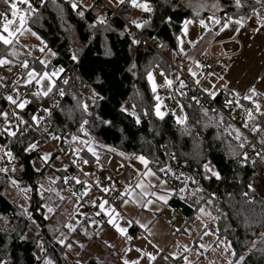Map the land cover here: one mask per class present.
<instances>
[{
  "label": "trees",
  "instance_id": "trees-1",
  "mask_svg": "<svg viewBox=\"0 0 264 264\" xmlns=\"http://www.w3.org/2000/svg\"><path fill=\"white\" fill-rule=\"evenodd\" d=\"M150 2L154 8L153 13L145 14L141 11L138 16V18L150 19V23L142 28L141 32L166 53H170L167 48L178 50L177 37L181 33L183 21L186 18H192L193 8H197L200 12L199 18L211 15L214 11L211 8L213 0H190L193 7L187 6L189 0H150ZM201 3H206L207 7L198 8L197 6ZM219 3L223 10L215 12L217 16L251 15L250 8L242 10L234 8L232 0H219ZM252 3L253 0H249V4ZM90 5L93 7L83 9L84 16L81 17L71 9L69 0H44L40 7L31 14L27 24L57 55L50 58L46 65H41L40 60L34 58L35 49L31 55L25 53L13 58L18 63L27 60L30 67L36 68L41 73L43 71L52 72L61 67L64 69L55 81L58 89L66 90V95L56 111L52 113L47 127L48 132L52 137H61L58 138L60 141L58 144H65V135L69 132L78 136L85 135L79 131L80 111L70 113L69 109H73L77 103V100L73 99L74 96L82 102L88 99L83 90L90 86L91 92L98 93L102 99L97 98L95 105L91 102L89 111L93 116L99 115L103 119L113 121L111 126L101 125L99 121H93L92 116H86L85 118L91 124L89 130L93 141L128 154L144 155L149 162L156 161L158 163L163 159L164 154L161 151V146L165 144L178 159L186 160L197 166L203 173V181L208 186H214L217 179L215 177L206 178L202 163L208 161L213 164L220 176H223L220 184L216 187L219 197L213 196L211 199L216 210L221 213L218 222L214 224V230L218 235V245L222 239H226L231 244V251L234 250L236 253L230 258L233 264L240 255H245L243 264H264V251H260L264 245L257 243L255 251H248L251 241H259L260 233L264 232V199L260 198L253 188H248L249 180L253 175L254 157L261 158L264 155L255 153L254 157L247 156L246 160L244 158L242 162L236 164V167H233L235 157H229L225 152L224 145L214 139L212 128L198 140L197 134L187 133L184 125L177 124L171 111L163 119L156 117L152 106L157 101L147 80V71H154L156 65H159L166 74L170 73V76H175V72L140 37L137 39L141 42L138 45H133L130 49L132 37L128 35V32H131L129 27L128 32L120 35L127 25L126 20L131 21L134 18L130 17L131 8L120 4L118 7L120 15H117L99 4L98 1L92 0ZM0 8H7L3 0H0ZM98 15L103 16L107 23L104 25L97 23ZM166 17H171L170 24L164 22ZM72 29L81 43L79 51L73 48L69 39ZM0 52H4L2 45H0ZM73 52L78 56L76 61L71 59ZM133 64L136 65L135 68L131 67ZM67 73H70L71 76L68 83L64 84L63 77ZM177 81L175 79L174 83ZM177 86L176 97L188 111L190 118L188 125L193 126L192 109L204 105L197 104L193 100H185L181 94L184 90H181L179 85ZM34 91L28 93L32 102L23 109L28 117L35 113L37 108L43 106L46 101L51 102L57 93L54 90L46 97L33 99L31 93ZM128 99H132L136 104L141 116L140 124H136L130 114L120 112V106ZM241 105L244 107L243 104ZM245 105L246 107L251 106L247 102ZM145 109L149 111L146 116L143 115ZM0 111H5L3 101H0ZM261 120L264 118L258 116V121ZM94 124L95 126H93ZM262 129H264V123H262ZM21 138L24 141L23 144L19 142ZM35 138L37 135L33 131L12 141L0 136V145H7L11 148L21 162L15 173H0V217L5 218L11 226L7 230L0 228V260L6 261V264L41 263V258L38 259L37 256L38 246L35 239L26 237L21 240L19 238L24 236L32 222L35 221L41 231V236L45 239L46 252L44 254H48L54 264H76V262L65 259V256L59 252L57 243H53V247L46 244L47 240H50L48 238L50 236L48 219L44 218V198L42 199L37 190L31 191L29 199L31 218L23 214L25 213L24 208L23 210L17 208L16 202L5 195V186L9 182V176L26 182L33 189H38V182L44 176L45 167L37 172L33 167V159L38 153L22 150L29 140ZM262 140H264V131H260L258 135V141L264 146V143H261ZM82 155L88 157L86 149L82 151ZM67 166L60 172L59 183L62 185H65L63 178L70 171L68 164ZM225 190L229 192L227 195L224 193ZM244 192H248L249 196L243 197L242 193ZM249 200L255 202L248 203ZM177 203L178 199H174L173 204L178 205ZM50 238L52 239V237ZM98 261L100 264H110L95 258L83 264H98Z\"/></svg>",
  "mask_w": 264,
  "mask_h": 264
},
{
  "label": "crops",
  "instance_id": "crops-1",
  "mask_svg": "<svg viewBox=\"0 0 264 264\" xmlns=\"http://www.w3.org/2000/svg\"><path fill=\"white\" fill-rule=\"evenodd\" d=\"M86 3L87 5H90L91 1L88 0ZM261 11L264 12V9H261ZM209 16L210 15L206 17ZM206 17L202 19H206ZM217 17L224 18L222 16ZM253 29H258V31H254ZM209 32L211 35L206 40H204L205 31L199 35L187 34L186 36H181L180 33L179 37H184V41L187 45L184 46V51L182 53L179 51L180 46H178L177 51L167 48V50L170 51L169 55H182L187 57L188 63L182 66L183 71L189 74L194 81L198 79L200 81L199 85L203 89L208 88L209 91L214 90L216 92L215 96L225 90L234 95L232 90L235 89L236 92L240 93L239 98L234 95L235 102L239 99L240 105L243 104L245 107V102H247L251 104L249 108L254 107L251 101L245 100L243 97L249 94L248 88L253 85H255L258 93H264V26L256 24L255 18L253 17L252 19L247 20L245 26L238 33L233 32L232 28L225 29L221 32L220 26L215 24H213V27L209 28ZM232 37H234V39ZM189 41H195V44H191ZM209 52L215 55H224L226 67L217 69L212 75H205L204 60ZM197 61L200 64L199 67H197L195 63ZM189 68L197 73L195 77H193L188 71ZM25 76L26 74L24 73V77ZM177 77L179 78L176 74L175 76H170V73L167 74V78L172 80L173 83L175 79L177 80ZM54 79H56V77ZM179 80L181 79L179 78ZM21 84L19 95L22 98L27 96L30 100L28 95L29 92L26 91L28 85ZM225 84H227V88L222 87ZM178 85L181 90L184 89V87L181 88L180 83ZM13 95H15V93H13ZM176 99L178 104H180V100L177 97ZM253 99L261 105V111H264V95H258ZM47 103H49V101H46L44 104ZM234 104L237 110L238 108H242V105L237 107L236 103ZM182 105L187 116H189L184 104ZM236 109L233 111L237 113ZM5 111H7V109ZM10 119L13 120V122L15 121V117L10 116ZM188 121L189 119H187V124ZM73 135H75L73 132L67 133L65 135L66 140L64 143H72L75 149L74 153H79L78 156L75 154L77 156L78 166L85 173L92 176L96 182L99 181L98 186L102 190L103 188L108 187L110 188L108 192H112L120 199V208H116L123 216L120 223L122 226H126L127 236H131L133 239L128 240L126 236L121 235L106 222L92 223L94 219L96 221H106L107 217L103 214L101 216L96 215L99 208L94 212H91L88 209V204H91V201L98 195L97 191L90 187L87 196L81 197L78 195L79 201L67 211L69 217L65 216L66 220L68 219L69 222L72 220V223L76 224V230L69 232L68 229L62 227L61 230L59 229L54 232L52 227L50 228L54 237L60 236L61 233H63L68 236V242L79 247V251L77 252L78 255L75 253V258L72 257L73 261L67 258L68 261L77 262L78 257L84 254L85 251H89L91 255H89L85 261H80V263L83 264L90 259L95 258L110 264H124L125 259L129 261V264H131L132 261H139V264H170L168 256L162 254V249L166 248L167 254L171 258L177 260L176 262L179 264H185V260L183 259L185 256L187 257L188 264H229L232 254H226L229 251L224 252L221 247V242L218 245V235L214 230V224L216 222H212L202 232H197L190 224L184 225L186 218L191 214L192 209L202 199V190L196 191L197 188L182 186L175 189V192L169 194L167 203L157 201L148 208H144L141 206L142 203L146 202L147 199L155 198L151 196L141 198V196L138 195L140 189H136L133 192V197L140 202H130L127 205L122 206V199H131L130 197L121 196L126 186L134 187L141 181H144L145 184L150 181L154 185V188L148 189L149 191H159L162 187L156 183L154 177H144L141 175L146 170L145 165L135 158L141 154H128L124 152L125 155L120 156L119 153L123 151L116 149L115 152H112L109 150L110 147H101L103 144L93 141L94 147L99 155V161H97L96 157H93L92 154L87 151L82 142L83 140H87L88 136H79L81 139L73 141L71 139ZM55 140L60 143L59 139ZM38 144L39 149L35 151L38 155L33 159V162L35 163L37 157L40 156V148L45 146L50 149V157H53L52 159L56 158L64 161L62 167L58 171V174L60 175L61 170L68 167H64L67 165L65 160L53 153L52 148L44 142H39ZM84 149H86L88 157L82 155ZM83 160H88L89 163L84 164ZM102 164H106L109 168L115 171L118 176L115 179H109L106 177L100 178L99 170ZM211 165L215 168L213 164ZM148 167H150V163ZM151 169L156 172L160 179L163 180L158 170L154 168ZM54 181L55 183L51 182L50 184L65 197L64 200H66V205L63 209L66 210L69 203L68 199H70L66 190L75 191V188L68 185H62L59 183V179ZM163 187L174 189L168 183ZM181 188H184L185 191L180 192ZM55 199L56 201H60L57 197ZM174 199H178V205L173 204ZM81 205H84L85 208L83 213L79 212ZM109 205L113 206L111 203H109ZM157 209L159 210L157 211ZM173 209H179L183 213V216L174 220L171 213ZM203 209L205 215L212 218L216 211V206L213 203H207V206L203 207ZM209 213L210 215H208ZM77 220L79 223H76ZM137 220L140 224L146 225V227H140L139 224L135 223ZM125 221H131L132 223L125 225ZM85 232H88L89 235H85ZM176 232L177 234L173 238V233ZM97 233H99V235H97ZM54 240L55 243H57L56 239ZM81 244L83 247H80ZM58 245L62 246L60 244ZM62 248L65 252L66 248L64 246H62ZM137 249L140 251H137ZM64 252H62L63 255ZM147 253L154 255L156 257L155 260L149 261L148 256L146 255ZM173 253H175V255H172ZM165 257H167V259H165Z\"/></svg>",
  "mask_w": 264,
  "mask_h": 264
},
{
  "label": "snow or ice",
  "instance_id": "snow-or-ice-1",
  "mask_svg": "<svg viewBox=\"0 0 264 264\" xmlns=\"http://www.w3.org/2000/svg\"><path fill=\"white\" fill-rule=\"evenodd\" d=\"M3 2L6 5H8L10 3V0H3ZM40 2H43V0H40ZM126 2L130 3L134 8L140 9L145 14H151L154 11L153 5L151 4L150 0H116V3L121 4V5L125 4ZM20 3L27 5L28 14L35 12V8L32 6L30 0H20ZM257 5L259 7H256ZM187 6L193 7L190 0H189V3L187 4ZM232 6L238 10H242L244 8H250L251 15L250 16H247V15L246 16H239V17L226 15L224 18H218L217 15L215 14V12L222 11L223 9L219 3V0H213V3L211 4V8L214 11L208 17V20L211 21L212 24L219 25L221 32H223L225 29L232 28L233 32L238 33L245 26L247 20H250L253 17L255 18L256 24L264 26V12L261 11V9H264V0H253L252 4H249V0H232ZM70 7L73 11H76L79 16L83 17L84 16V10L83 9L91 8L93 6L83 4V0H70ZM197 7L198 8L207 7V4L201 3ZM10 10H11V15L13 18L18 17V26H16L14 19H8L6 16H4L3 23H2V25H0V45L4 46V52H0V68H6L8 72L13 71L12 65L15 63L13 58L18 56V52L15 49V44L18 41V34H23L24 31H28L31 33V35L36 36L38 40L41 39L37 35L36 32L32 31L30 28L25 27L27 16L24 12L20 11V9L17 7V3L11 2L10 3ZM0 15H2V14H0ZM199 17H200V12L197 10V8H193L192 18H186L183 21V25L181 27V36H186L188 34V26L193 24V23H196L197 21L205 32L209 31V23H207L205 19H202ZM96 22L99 23L100 25H104L107 23L106 19L103 16H99V15L96 17ZM164 22L170 24L171 23V17L164 18ZM149 23H150V19L140 20L139 18H137V19H132L130 21V24L137 29L144 28ZM253 30L258 31V29H253ZM125 32H128V26L127 25L125 26L124 31H121L120 35H124ZM128 35L132 37L130 45H129L130 49L133 45H138L141 42L131 32H128ZM232 38L234 39V37H232ZM177 42H178V45L180 46L179 51L182 53L184 51V48H183V40L181 39V37H177ZM41 43H43V40H41ZM189 43L195 44V41H189ZM160 46L162 47L163 45H160ZM45 50H47V52L51 56L57 55V53L55 51H53L51 48H47L46 45H45V47L40 48L41 53H44ZM29 55H31V53H29ZM71 59L73 61H76L78 59V56L76 55L75 52L72 53ZM47 63H48L47 60H44V59L40 60L41 65H46ZM195 63L197 65V67L200 66L198 61ZM19 67L24 69L26 76L24 78L18 80V81H14L13 83L14 84L23 83L24 85H32L34 83L36 86H38L37 90L31 93L33 99H39L41 97H46L50 93H52L54 90H56L58 92V95H60V96L65 95V92L62 88H59V89L57 88V84H56V81L54 79L55 77L59 76V74L64 71V69L62 67L59 69L53 70L51 73H49L47 71H43L41 73V72H38L36 70V68L30 67L27 60L22 61L19 64ZM131 67L135 68L136 65L133 64ZM156 67L159 68V65H156ZM129 70H131V69H129ZM225 70H227V69H225ZM188 71L191 73V75L193 77H195L197 75V73L192 71L191 68H189ZM160 74L165 77V80H164L165 84H167L169 86H171L173 84V81L167 78V74L163 70L160 71ZM133 75H135V73H133ZM208 75H212V74L209 73ZM5 79L6 78L4 76H0V87H6L7 86L5 83H3L5 81ZM147 80L149 81V83L151 85V90L154 94L155 100L157 101L152 106V111L154 112L156 117L163 119L165 116V112L161 110V103L159 102L160 97L158 95H156L157 85L154 82V77H153L152 71H147ZM177 80H179L178 77H177ZM63 83L67 84L68 80L63 79ZM179 83H180L181 88L184 87V82L182 80H179ZM195 83L199 84L200 81L197 79L195 81ZM222 87L227 88V84L223 85ZM12 91H13V93H15V95H7L6 96V99L11 103V105L14 106L12 112L9 113L7 111H0V118H2V119H0V136H4V137L8 138L10 141L16 140L18 137H23V135L25 133H28V132L32 131L34 128L39 127L42 122L46 121V117H49L51 115V110L49 108L42 107L38 110V112H43L45 115H39L37 113H33L29 116L28 119H25L23 115H21L19 112L16 111V109L23 110L32 101H30L27 98V96L22 98L19 95V88L14 87L12 89ZM204 91L207 92L210 97H215V95H216V92L214 90L209 91L208 88H205ZM232 91L237 98L240 97L239 92H236L235 89H233ZM248 93L249 94L245 95L243 97V99L251 101L254 107L245 109V111L247 112V116L244 120V127L245 128L248 127V121H253L254 122L253 126L250 129L252 132H257L258 130L264 131V129H262V123H264V120L257 121V116L264 118V111H261V105L255 99H253L254 97H256L258 95H264V93H258L255 85L248 88ZM181 94L183 95V93H181ZM97 98L102 99V97H99L98 93L93 91L92 97H91L93 105H95ZM73 99H76L77 103L73 109H69V112L71 113L74 111H80L81 117L79 120V131L83 132L86 136H88V139L83 140L82 142L84 144V147L87 149V151L89 153H91L93 157H96L97 161H99V155H98L96 148L94 147L93 138L89 135V133L86 129V125H88L89 120L85 117L86 116H92L93 121H99V123L101 125L111 126L113 124V121L103 119L99 115L93 116V114L89 111V105L87 103L80 101L75 96L73 97ZM192 99L194 101H196L197 104L200 103L196 97H193ZM232 103H233V101H226L225 106H228L229 104H232ZM235 103H236L237 107L241 106L239 104V99H237ZM179 107H180L181 113H183V105H179ZM120 112L130 114L134 118V121L136 124L141 123V116L138 115L136 112V105H132L131 109H129V107H127L125 105H121L120 106ZM148 114H149L148 109H145L143 112V115L146 116ZM173 115H175V113H173ZM10 116L15 117L14 122H13V120L10 119ZM186 121H187L186 115H180V116L176 117V122L179 125H185ZM93 126H95V124ZM43 131L48 133L49 136H51V133L48 132L47 128H44ZM52 138L58 139L61 137H52ZM241 138H242V134L240 133L239 129H237L235 139L241 140ZM71 139L73 141H76V140L81 139V138L77 135H73L71 137ZM19 142L22 144L24 143L22 138L19 140ZM261 143H264V140H262ZM101 147H108V146L101 145ZM239 147L243 148L244 144L241 143L239 145ZM38 149H39V144L37 142L29 140V142L23 147L22 150L24 152H32V151H36ZM109 150L112 152L116 151L115 148H109ZM75 154L77 156L79 155L78 152H76ZM119 155L124 156L125 153L120 152ZM233 155H235V153H233ZM49 157H50L49 153H44L42 156L39 157V159L41 160L42 163L46 164L47 161L49 160ZM244 157L246 160L247 153H244ZM135 158L137 160H139L143 165H145L146 170L141 175L144 177H154L156 179V183L161 185L162 187L159 191H156V190L149 191L148 189L154 188V185L150 181L147 184H145L144 181H141V182L137 183L134 187L126 186L125 190L121 194V196L122 197L123 196L130 197L131 199H122V206L127 205L130 202H136V203L140 202V201L136 200L135 197H133V192L136 189H140V193H138V195H140L141 198L148 197V196L155 198V199H147L146 202L142 203L141 206L144 208H148L150 205L155 204L157 201L167 203L169 194L172 192H175L176 190L163 187L167 183L166 180L160 179L157 176L156 172L153 171L150 167H148L150 162L144 155H138ZM5 159H7L9 166L0 167V173H5V174H7L9 172L15 173L16 166L13 165L12 162L15 161L17 159V157L14 155L11 148H9L7 145H0V161H3ZM261 159H264V156H262ZM83 163L87 164V163H89V161L83 160ZM202 166L205 170L206 178L215 177L218 180L221 178L220 173L211 165L210 162L204 161L202 163ZM21 167H22V165H21ZM33 167H35L34 162H33ZM64 167L66 168L67 165H65ZM36 171L39 172L40 169L36 168ZM160 171H164V169H160ZM84 175L87 176L88 174L85 173ZM8 179H9V182L14 187H17L18 191L21 193H27L29 191L37 190V189L31 188L30 186L21 188L20 182L11 176H9ZM71 179L74 180L76 182V184H83L84 185L83 192L80 195L87 196L89 194L91 186L88 184L87 180L81 181L77 177H72ZM63 180H64V183H69V178L64 177ZM52 183H55V181L53 180ZM96 185L97 186L99 185V181L96 182ZM248 188L252 189V185L249 184ZM38 190L41 191L42 199L44 198V196H43L44 191L54 193L55 197H57L60 201H63L65 199V197L63 195H61V193L59 191H57L54 187H49V188L45 189L44 185L40 184ZM109 190H110V188H108V187L103 188L104 192H108ZM184 191H185L184 188L180 189V192H184ZM196 191H200V189H196ZM73 195H77V194L75 192H73ZM242 196L248 197L249 193L244 192V193H242ZM52 200H53V198L51 196H49L46 199L45 204L43 205V207L46 208V212L44 213L45 219L49 218V214H55L57 209L60 206L59 204H57L55 202H51V203L49 202ZM91 202L93 204H97V201L95 199H93ZM254 202H255L254 200L248 201V203H254ZM208 203L210 204V203H212V201L209 200ZM98 208H99V211L96 212V215L101 216L103 214L104 216L107 217V220L106 221H96L94 219L92 221V223L106 222L107 224L111 225L121 235L126 236V238L128 240L133 239V237L127 236L126 226H122L120 223V221L123 219V216L114 206H110L109 202L107 200H100L98 202ZM158 210L159 209H157V211ZM200 211H201V213H204L203 208H201ZM26 215H28L29 218H31V213L26 212ZM208 215H210V213ZM213 219H216V218H213ZM5 223H7V220H5ZM33 223H35V221H33ZM76 223H79V221L77 220ZM130 223H132V222L131 221H125L124 222L125 225H128ZM135 223L139 224L140 227H146V225L140 224L138 220L135 221ZM63 227L68 229L69 232L76 230V224L72 223V222H68V223L63 224ZM53 231H58V229H53ZM85 235H89V233L85 232ZM97 235H99V233H97ZM260 237H261V239L259 241H256V240L251 241V247L248 249L249 252H253L256 250L257 243L264 245V232L260 233ZM19 238L21 240H23L26 237L20 236ZM54 239H56L58 244L64 246L69 251H71L73 249V244L68 242V236L67 235L61 233L60 236H56V237H54ZM80 247H83V245L81 244ZM230 248H231V244L228 243V244H226L224 250L227 252ZM40 251L42 253L46 251L44 246H43V243L40 244ZM137 251H140V250L137 249ZM260 251H264V248H261ZM231 254L233 256L236 255L234 250L232 251ZM77 255H78V253H77ZM146 255L148 256L149 261H153L156 258L151 253H147ZM172 255H175V253H173ZM38 259H40V258H38ZM42 259L44 260V264H54V261L46 255L43 256ZM65 259H67L66 254H65ZM165 259H167V257H165ZM183 259L185 260V264H188L187 257L185 256ZM244 261H245V255H240L239 259H237L234 262V264H243ZM0 264H6V261L0 260ZM76 264H80V262L77 261ZM98 264H100L99 261H98ZM124 264H129V261L127 259H125ZM131 264H139V261H132ZM229 264H233V262L230 261Z\"/></svg>",
  "mask_w": 264,
  "mask_h": 264
},
{
  "label": "built area",
  "instance_id": "built-area-1",
  "mask_svg": "<svg viewBox=\"0 0 264 264\" xmlns=\"http://www.w3.org/2000/svg\"><path fill=\"white\" fill-rule=\"evenodd\" d=\"M12 1V0H10ZM101 5L107 6L112 9L114 14H119L117 10L112 8L110 4L107 2V0H96ZM125 6L127 7H133L130 3H125ZM140 20L147 19L146 17L139 18ZM127 26L129 27L131 33L136 38H141L144 40L145 44H149L153 48H155L157 45H155V42H153L151 39L146 38L144 34L141 32V29H137L134 26L130 24V21H126ZM170 61L173 65V71L177 72L181 78L185 82L183 98L185 100H193V97H196L197 100H199V104L202 105H210L216 109H219L223 112H225V104L226 101H233L232 104L235 103V96L225 90L220 92L215 97H210L207 92L204 91V89L195 81L192 79L191 76L186 74L182 70V66L188 63V60L184 57L182 58L180 55H174L173 57H170ZM226 67V61L225 56L223 55H215L209 52L208 56L204 60V73L205 75L209 73H214L219 68H225ZM13 71L8 72L6 68H0V76H4L6 79L3 83H5L6 87H0V101L4 102L5 109H7L10 113L13 110V105L6 99L7 95H13L12 89L14 87L21 89V83L14 84V81H18L23 78L24 75V69L19 67V64L12 65ZM161 67H159L157 70L154 71L155 75H161ZM71 75L65 74L63 79H69ZM176 88V84H173L171 87H159L158 93L161 96L170 98L169 107L170 109H174L176 107V102L174 99V91ZM37 86L33 83L32 85H28V89L26 91L30 92L32 90H36ZM63 89V88H62ZM66 95V90L63 89ZM64 95V96H65ZM64 96L58 95V92L55 94L54 99L44 104L43 106L36 109L35 113L39 115H45L43 112H38V110L42 107L49 108L51 110V115L49 117H46V121L42 122L41 125L37 128H34L32 131L37 135V138L33 139L34 142H44L45 144L49 145L52 150L62 159H64L67 164L70 167V171L65 175V177L69 178V183H66L73 188L76 189L77 193L80 195L83 192L84 185L83 184H76L74 180H72V177H77L81 181H88V184L91 185L93 189H95L98 193L95 200L97 201V204H89L88 209L91 212L96 211L98 208V202L100 200H107L109 203H111L115 208H120V199L115 196L111 192H104L99 186L96 185V181L92 178L90 175H84L85 172L78 166L77 164V157L74 154V146L71 143H65V144H58L56 143L52 135L49 136L48 133L44 132L43 129L47 128L49 126V120L52 116V113L56 111V107L58 104L62 103V100ZM194 101V100H193ZM196 102V101H195ZM231 105V104H229ZM248 107H243L240 110V113L237 116V119L231 118L234 122L238 124V120H242L244 118V115L247 113L245 109ZM17 112H19L21 115L24 116L25 119H28L29 117L23 112V110L16 109ZM227 114V113H226ZM229 116V114H227ZM1 119V118H0ZM239 125V124H238ZM244 133L249 138L247 147L239 153L238 157L233 160V167H236V164L242 162L244 160V153H247V156H253L255 153L257 155L263 154L264 155V148L260 142L257 140V135L259 133V130L255 133H249L244 130ZM164 145L161 146L163 148ZM253 151H255L253 153ZM13 165L16 166V170L20 167V160L16 159L12 162ZM9 166L7 159L0 161V167ZM151 167L157 169L162 178L166 180L168 184H170L174 189H178L182 186H188L189 188H197L204 192L203 198L200 200V202L193 208L191 214L186 218L185 224H190L194 227V229L197 232H202L210 223L212 220L217 221L221 214L219 211H215L214 216L212 218H209L205 215V213H201L200 209L207 206V203L213 196L219 197V194H217L216 187L220 184V181L223 179V176L217 182L214 186H208L203 181V174L201 170L195 166L187 162L186 160H177L173 158L172 156H168L166 158L165 164L161 165L160 163L153 161L151 162ZM160 169H164V171H160ZM100 178H109V179H115L118 175L115 171H113L111 168H109L106 164H102L101 168L99 170ZM250 184L252 185L253 190L256 192V194L264 199V159H261L259 157H254L253 160V175L250 178ZM224 193L227 195L229 192L227 190L224 191ZM82 196V195H80ZM172 218L174 220L180 218L183 216V213L179 209H173L172 210ZM216 218V219H213ZM173 228V227H172ZM176 233H173V238L176 236ZM162 254H166L172 264H178L176 260L171 258L167 254L166 248L162 249Z\"/></svg>",
  "mask_w": 264,
  "mask_h": 264
},
{
  "label": "rangeland",
  "instance_id": "rangeland-1",
  "mask_svg": "<svg viewBox=\"0 0 264 264\" xmlns=\"http://www.w3.org/2000/svg\"><path fill=\"white\" fill-rule=\"evenodd\" d=\"M87 1L88 0H83V4L87 5V3H86ZM90 1H92V0H90ZM108 1L113 7L118 8L120 6V4L116 3V0H108ZM11 2L17 3V7L20 9V11L24 12L26 14L27 20H26L25 27L26 28H30L28 26L27 22H28L29 17L33 13L28 14L27 5H24L23 3H20V0H12ZM30 2L32 4V6L35 8V11L43 3V2H40V0H30ZM10 3L7 5V8H5V9H1L0 8V14H2V15H0V25H2V23H3L4 16H6L8 19H14L16 26H18V17L17 18H13L12 15H11ZM131 9H132V12H131L130 17H134L133 19H137L139 14L141 13V10L137 9V8H131ZM205 20H206L207 23H209V28L213 27V24H212L211 21L208 20V17H206ZM202 32H204V30L202 29V27L199 25L198 22L193 23V24L188 26V34H191V35L198 34L199 35ZM210 35H211V33L209 31L205 32L204 40H206ZM69 39H70V42H71L73 48L76 51H79L81 49V43H80V41H79V39L77 37V34L74 33L73 29L71 30V35H70ZM181 39L183 40V48H184V46H186L187 43L184 41V37L181 38ZM41 40L42 39L38 40L36 36L31 35V33L28 32V31H24L23 34H18V41L15 44V49L18 52V56H21L22 54H25V53H32L33 50L35 49V51L33 52V56H35L34 58H37L39 60H41V59H44V60H47V61L50 60V58H52L53 56H51L47 52V50H45L44 53L40 52V48L41 47H45V45H46L45 43H41ZM47 48H49V47H47ZM167 54H170V53L167 52ZM153 77H154V82L157 85V88L167 85L164 82V80H165L164 76H155L153 74ZM23 78H24V75H23ZM91 90L92 89H91L90 86L85 87L84 90H83L86 98H88L85 101V103H87L88 105H90L91 102H92V99H91L92 92H91ZM156 95H158L160 97L159 102L161 103V110L164 111L165 115H166L169 112V109H168V106H167L168 103H169L168 98L160 96L157 92H156ZM123 105H125V106L129 107V109H131V106L132 105H136V104L134 103V101L132 99H128ZM179 105H182V104L181 103L178 104L177 107L175 108V110L172 111V113H175V115H174L175 119H176L177 116H180V115H186L187 116V113H186L184 108H183V113H181ZM233 106H235V104H232L230 106L228 114L230 113L229 116H231V118L237 119V116L240 113L241 108H238V110H237L236 107H233ZM235 109L237 110V113L233 111ZM7 112H9V111L7 110ZM136 112H137L138 115H140L137 107H136ZM192 112H193V115H192L191 119L194 120V125L193 126H189L187 123H186V125H184V129H185V131L187 133L192 132L195 135L197 134L198 135L197 139L199 140V139H201V137H204V135L206 134L207 130L212 128V130H213L212 135L214 136V139L216 141L221 142V144L224 145L223 147L225 148V152L227 153V155L229 157H233V156L237 157V156H239L237 153L238 152L241 153L247 147L249 138L245 135V133L243 132L242 128L237 126L234 122H232L224 113H222V112H220V111H218V110H216L214 108L212 109L211 107H208V106L193 108ZM246 116H247V114H245V117ZM187 119H188V116H187ZM257 121H258V118H257ZM189 122H190V118H189ZM238 123L241 126L244 127V120H238ZM253 123H254L253 121H248V127L247 128L244 127V128L248 132H251L252 134H255V132H252L250 130L252 128V126H253ZM90 127H91V124L88 123L86 128H87V131L89 133H90V130H89ZM237 129H239L240 133L242 134L241 140H236L235 139L236 130ZM262 139H263V137H262ZM53 140L56 142L55 139H53ZM56 143H58V142H56ZM241 143L244 144L243 148L239 147V145ZM40 149H41L40 156H42L44 153H49L50 156H51L50 149L46 148L45 146L40 148ZM74 152H75V149H74ZM53 153H54V151H53ZM233 153H235V155H233ZM40 156H38L37 159L35 160V167L39 168V169H42V168L45 167V169H44L45 172H44V176L39 179L38 189H39V185L40 184H43L44 188L47 189L49 187H52V185L50 183L53 180L57 181L60 178L59 177L60 175L58 174V171L62 167V163L64 161L63 160L61 161V159H56V158L52 159L53 157H49V159L50 158L51 159L48 160L46 164H44L39 159ZM18 181L20 182V187L21 188L29 187V185L26 182H23L21 180H18ZM68 186H70V185H68ZM38 189H37V192H39V194L41 196V191L38 190ZM73 192H75L77 194L76 191L66 190L67 195L70 197V199H68L69 203L67 205L66 210L63 209V207L66 205V203H65L66 200H64V201H58L57 200L56 201V199H55L56 197H55L54 193H50V192H47V191L43 192V196H44L43 205L45 204L46 199L49 196H51L53 198L52 201H49L50 203L51 202H55V203L60 205L59 208L57 209L56 213L55 214H49V218H48V230H49L48 232L50 234V236H48V238L50 240H47L46 244L50 245L51 247H53L52 245H53V243H55V240H54L53 233L50 231V228L52 227V229H58V230L60 229L61 230L62 227H63V224L69 222L68 219L67 220L65 219V216L69 217V214L67 213V211L72 208L71 206H74V204H76L79 201L78 194L77 195H73ZM5 195L7 197H9L11 200H13L14 202H16L17 208H19L21 210H23V208H24V212L25 213L26 212L30 213V211H29V202H30V200L29 199H30V196H31V191H29L27 193H21V192L18 191L17 187H14L10 182H8L6 184V186H5ZM68 206H70V207H68ZM84 209H85L84 205H81L80 209H79V212L83 213ZM45 212H46V208H45ZM25 213H23V214L26 216ZM5 220H6L5 218L0 217V228L6 229V230L10 229L11 226L8 224V222L5 223ZM70 222H72V220H70ZM40 232L41 231H40L38 225L36 223L32 222L30 228L27 229V231L24 233V236L27 237V238L35 239L36 244L38 246L37 256L39 258H41V263L40 264H44V260L42 259V257L45 256V255L49 257V255L48 254H44L46 251L43 252V253L40 251V244L41 243H43V246H44V248L46 250V246L44 244L45 243L44 242L45 239H43V237L41 236ZM50 237H52V239ZM226 244H228V241L226 239H222L221 240V247H222L223 250L225 249ZM219 248H220V246H219ZM58 250H59V252L61 254H63L62 252H64V251H63L62 246H59ZM47 251H48V249H47ZM78 251H79V247L75 246L73 244V249L71 251H69L68 249H65L64 255L66 254L67 258L70 259L71 261H73L72 257L75 258V253H77ZM228 251L229 252H227L226 254H231L232 253L231 249L228 250ZM224 252H225V250H224ZM89 255H91L90 252L89 251H85L84 254H82L80 257L77 258V261H79V262L80 261H85V259H87L89 257Z\"/></svg>",
  "mask_w": 264,
  "mask_h": 264
},
{
  "label": "bare ground",
  "instance_id": "bare-ground-1",
  "mask_svg": "<svg viewBox=\"0 0 264 264\" xmlns=\"http://www.w3.org/2000/svg\"><path fill=\"white\" fill-rule=\"evenodd\" d=\"M96 1V0H95ZM11 2V1H10ZM107 2L109 3V1L107 0ZM100 4V3H99ZM110 4V3H109ZM103 6V5H102ZM110 6L112 7V8H114L115 10H117L118 11V8H116V7H113L111 4H110ZM105 7H107V6H105ZM127 7V6H126ZM108 9H110L111 11H112V9L111 8H109V7H107ZM127 8H134V7H127ZM119 12V11H118ZM112 13H113V11H112ZM114 14V13H113ZM117 15H120V13L119 14H117ZM111 17V16H110ZM149 19V18H148ZM126 21H128V20H126ZM142 30V29H141ZM147 46H149L150 48H152L169 66H170V69L171 70H173V65H172V62L170 61V57H173L174 55H169V54H167L163 49H161L158 45L155 47V48H153L152 46H150L149 44H146ZM211 53V52H210ZM182 58H184L185 56H182V55H180ZM224 56V55H223ZM187 60H188V58L187 57H185ZM14 64H20V63H18V62H15ZM13 64V65H14ZM159 67H161V66H159ZM158 68L156 67L155 69H154V71L155 70H157ZM161 69H162V67H161ZM163 70V69H162ZM182 70H183V68H182ZM153 71V72H154ZM175 72V71H174ZM186 73V72H185ZM67 74H69L70 75V73H67ZM175 74H177V76H179V78L181 79V80H183L182 78H181V76L177 73V72H175ZM187 74V73H186ZM154 75H155V73H154ZM189 75V74H188ZM155 76H162V75H155ZM190 76V75H189ZM193 79V78H192ZM183 82H184V80H183ZM178 83H179V81H177V82H175V83H173V84H176V88H175V91H174V99H175V102H176V107H177V105H178V102H177V99H176V89L178 88ZM185 83V82H184ZM172 84V85H173ZM171 85V86H172ZM171 86H169V87H171ZM185 86V85H184ZM163 87H168V86H163ZM184 90V89H183ZM157 93H158V88H157ZM159 94V93H158ZM160 95V94H159ZM161 96V95H160ZM162 97H164V96H162ZM165 98H167V97H165ZM169 99V103H170V98H168ZM169 103H168V108H169V111H174L175 110V108L174 109H170V107H169ZM202 105V104H201ZM232 105V104H231ZM231 105H228V106H225V112H223V111H221V110H219V109H216V108H214V107H212V108H214V109H216V110H218V111H220V112H222V113H224L232 122H234L230 117L231 116H228L227 114H228V111H229V108H230V106ZM58 106H59V104H58ZM57 106V107H58ZM205 106H210V105H205ZM57 107H56V109H57ZM246 107V106H245ZM249 108V107H248ZM6 110V109H5ZM227 113V114H226ZM230 114V113H229ZM247 114V113H246ZM245 115H244V118L242 119V120H245ZM237 126H239V127H241L242 128V130H243V132H244V130L245 131H247L243 126H241L239 123V125L236 123V122H234ZM248 132V131H247ZM249 133H251V132H249ZM256 133V132H255ZM259 133H260V131H259ZM259 133H258V135H259ZM246 135V134H245ZM258 135H257V140H258ZM247 136V135H246ZM259 142V141H258ZM263 148H264V146H263ZM161 151L163 152V154H164V156H163V159H162V161H160L159 163L161 164V165H163V164H165V162H166V158L168 157V156H172V157H174L175 159H177V160H180V161H182L181 159H178L176 156H175V154H174V152L172 151V150H170L165 144H164V146H163V148H161ZM75 154V153H74ZM239 154V153H238ZM76 156V155H75ZM238 157V156H237ZM236 157V158H237ZM184 161V160H183ZM66 162V161H65ZM153 162V161H152ZM67 163V162H66ZM150 167H151V162H150ZM152 168V167H151ZM155 169V168H154ZM157 170V169H156ZM160 173V172H159ZM203 174V173H202ZM161 175V174H160ZM162 177V176H161ZM221 177V176H220ZM164 180V179H163ZM218 180V179H217ZM217 182V181H216ZM66 184V183H65ZM66 185H68V184H66ZM73 188V187H72ZM75 191H76V189H75ZM77 192V191H76ZM112 193V192H111ZM79 195V194H78ZM80 196V195H79ZM204 196V195H203ZM81 197H84V196H81ZM212 199V198H211ZM218 211V210H217ZM220 212V211H219ZM221 214V213H220ZM219 220V219H218ZM212 222H218V221H214V220H212L211 221V223ZM210 223V224H211ZM209 224V225H210ZM208 225V226H209ZM207 226V227H208ZM206 227V228H207ZM205 228V229H206ZM164 255H166V254H164ZM169 258V257H168ZM170 260V259H169ZM175 260V259H174ZM177 261V260H176ZM178 263V262H177ZM170 264H172V262L170 261ZM179 264V263H178Z\"/></svg>",
  "mask_w": 264,
  "mask_h": 264
}]
</instances>
